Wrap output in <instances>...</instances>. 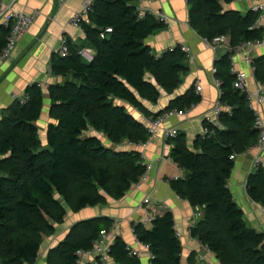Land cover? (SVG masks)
Listing matches in <instances>:
<instances>
[{
    "label": "trees",
    "instance_id": "trees-1",
    "mask_svg": "<svg viewBox=\"0 0 264 264\" xmlns=\"http://www.w3.org/2000/svg\"><path fill=\"white\" fill-rule=\"evenodd\" d=\"M137 1L95 0L88 22L81 25L85 43L75 45L66 38L67 57L53 55L52 73L65 81L48 88L51 122L46 146L37 126L44 113L38 84L30 85L26 101L16 100L0 120V264H35L44 237L55 233V224L64 223L67 208L78 213L106 204L108 198L121 200L139 183L146 170L141 154L106 147L98 137L86 136L89 131L104 134L113 145L146 143L147 127L124 104L157 118L201 102L193 86L159 114L145 107V102L157 104L162 91L172 94L181 86L188 57L181 46L160 56L153 53L145 42L165 25L149 14L140 19ZM186 1L191 27L209 42L226 36L237 47L264 38V29L256 25L259 12L224 9L234 0ZM9 34L10 27L0 24V53ZM82 49L94 52L91 62L80 55ZM231 63L230 54L215 62L224 108L218 118L221 127L205 121L207 133L195 138L193 149L185 133L169 140L172 160L186 173L170 186L180 198L201 208L191 235L220 264H264V234L247 225L228 186L234 168L231 157L244 154L258 139L255 112L247 94L234 88ZM252 67L256 81L264 85V57L255 59ZM246 189L264 208L262 167L248 176ZM111 225L108 218L76 223L49 251L47 264H77V253L93 249L100 233ZM133 230L137 241L149 247L150 264H182V243L172 213L155 217L149 227L135 224ZM109 258L115 264H142L121 238L110 247ZM188 264H197L195 255Z\"/></svg>",
    "mask_w": 264,
    "mask_h": 264
},
{
    "label": "crops",
    "instance_id": "crops-1",
    "mask_svg": "<svg viewBox=\"0 0 264 264\" xmlns=\"http://www.w3.org/2000/svg\"><path fill=\"white\" fill-rule=\"evenodd\" d=\"M2 4L16 13L37 12L38 14L30 29L18 39L10 58L0 63V120L16 98L25 97L27 88L38 84L43 90L44 113L37 126L40 129V135L46 136V129L51 122L48 88L65 81V78L52 73L51 60L63 38H69L75 45L85 43L86 35L83 28L72 24V19L82 10L83 0H65L64 2L60 0H2ZM260 6H264V0L241 2L234 0L231 4L224 5V9L246 14ZM138 8L144 12H164L169 17V25H165L145 42L156 56L177 46H187L191 50L192 57V60L188 61L187 71L181 77V86L172 94L162 91L157 104L145 102L147 110L155 115L163 112L173 99L185 94L197 84L202 88L199 94L201 102L185 111L184 114L167 119L147 145L130 142L113 145L104 134L89 131L86 136L98 137L106 147L138 151L143 163L151 165V170L147 179L139 185H134L121 200L108 198L106 204L88 207L78 213L67 208L64 223L55 224V233L44 237L42 250L35 264H47L49 251L65 239L76 223L95 218H108L112 221L111 228L104 231L106 247L110 248L116 238H121L129 248L141 252L142 264H150V253L137 241L133 230L135 224H144L150 213L154 218L172 213L175 229L182 243V264H188L192 255L196 256L197 264H220L216 255L191 235V229L197 223L195 218L197 207L180 198L171 189L170 182L185 178L186 173L172 160L173 145L165 140V132L176 128L179 133H185L188 145L193 149L195 138L204 134V122L216 120L213 109L220 99V91L215 85L213 69L215 62L225 55V51L223 47H217L214 50L191 27L186 0L144 1L138 4ZM256 25L264 29V12ZM84 50L94 55L92 50ZM250 56L252 62L264 57V46L254 49ZM232 62L238 72L247 75L248 91L250 94H255L263 84L256 81L252 65L245 62L244 54L234 55ZM124 105L147 127L148 117L130 105ZM253 107L264 120V104H258L254 99ZM44 142L46 146V140ZM258 152L252 147L244 154L237 155L228 186L234 201L244 212L247 225L264 234V208L250 199L246 189L248 176L256 170L253 158ZM261 157L264 161V151ZM147 198L151 201L148 205L144 203ZM96 258V254L84 257L87 261H95Z\"/></svg>",
    "mask_w": 264,
    "mask_h": 264
},
{
    "label": "built area",
    "instance_id": "built-area-1",
    "mask_svg": "<svg viewBox=\"0 0 264 264\" xmlns=\"http://www.w3.org/2000/svg\"><path fill=\"white\" fill-rule=\"evenodd\" d=\"M61 2H64L65 0H60ZM144 1H158V0H138L137 1V11H138V17L140 19H143L145 15L149 14L154 16L158 21L162 22L164 25H169V17L164 12H153L148 11L144 12L138 8V4L142 3ZM237 2H241L243 0H235ZM95 0H83L82 10L80 13H78L73 19L72 24L75 27H81L82 23L88 19V15L93 10ZM256 12L261 14L264 12V6H260L255 9ZM37 12L27 14V13H16L13 11H10L9 8L4 7L2 4V0H0V24L4 25L5 27H10V34L7 38V45L4 48V50L0 53V63H3L4 61L8 60L13 52V50L16 47L18 39L23 36L32 26L34 23ZM260 19V18H259ZM107 33H111V29L106 30ZM207 41V40H206ZM207 43L215 50L217 47H223L225 54L231 55V61L234 55L236 54H244L245 62L248 65H252V59H251V52L256 48H262L264 46V38L256 41H248L245 43H242L241 45L237 47H232L229 42V38L226 36H221L218 38H215L213 41H207ZM182 51L187 55L188 61L192 60L191 57V50L187 46H181ZM57 53H59L62 57H67L69 50L67 41L65 38L62 39L58 49ZM80 55L86 60L91 62L93 60V56L88 53L86 50H81ZM231 72L233 75H235V81H234V88L237 90H240L241 92H244L248 96V100L250 103L251 108L254 110L256 115L255 120V129L258 131V139L256 144L254 145L253 149H257L259 152L256 156L253 158V165L257 169L258 167H262L264 169V161L261 157V153L264 151V120L261 117V115L255 111L253 107V100L256 99L258 104H264V85H261V87L257 90L255 94H250L248 91V84H247V75L241 72H238L233 62L231 63ZM213 73H216V69H213ZM215 85L219 89L220 82L218 80H215ZM196 91L197 93H201L202 88L199 84L196 85ZM220 91V89H219ZM16 100H19L21 103H24L26 101V97L23 98H16ZM223 106L218 101L213 109L214 118L216 120H210L209 122L214 123L218 127H221L218 123V118L223 111ZM184 112H179L177 110L167 111L163 113L162 115L158 116L157 118H148L147 119V129L149 134V140L146 144L152 139L153 136L156 135L158 129L162 127L164 122L175 116V115H182ZM207 133V130L204 131V134ZM179 134V131L176 128L168 129L165 132V140L169 141L173 138H175ZM203 134V135H204ZM132 144V143H131ZM237 155H233L231 157L232 160H235ZM151 170V165H146L145 174L140 178L139 183L136 185H139L140 183L144 182L147 179V176ZM150 199L147 198L144 203L150 204ZM201 217V208H196L195 212V218L198 220ZM154 219L153 214H148V217L146 218L144 225L150 226L152 220ZM106 240V233L102 231L100 233L99 239L96 241L93 249L89 251H79L77 253L78 261L77 264H115L110 258H109V247H106L105 244ZM146 251L149 252V247L146 245H143ZM150 253V252H149ZM90 254H96L97 258L95 261H87L84 259L86 255ZM130 254L132 256H136L138 258L141 257V252L134 251L130 248ZM151 256V254H150Z\"/></svg>",
    "mask_w": 264,
    "mask_h": 264
},
{
    "label": "rangeland",
    "instance_id": "rangeland-1",
    "mask_svg": "<svg viewBox=\"0 0 264 264\" xmlns=\"http://www.w3.org/2000/svg\"><path fill=\"white\" fill-rule=\"evenodd\" d=\"M40 138L43 141V143H45L44 141L46 140V136L40 135ZM43 146H45V144H43Z\"/></svg>",
    "mask_w": 264,
    "mask_h": 264
}]
</instances>
